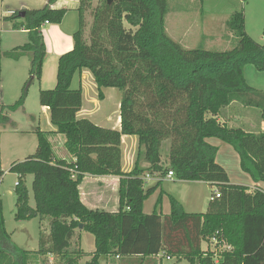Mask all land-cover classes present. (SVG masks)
Masks as SVG:
<instances>
[{
  "label": "trees",
  "instance_id": "trees-1",
  "mask_svg": "<svg viewBox=\"0 0 264 264\" xmlns=\"http://www.w3.org/2000/svg\"><path fill=\"white\" fill-rule=\"evenodd\" d=\"M55 1L24 9L23 17L18 16L19 10L4 17L22 18L12 27H23L27 42L4 54L17 60L30 52L31 81L40 80L46 53L41 26L45 21L60 23L66 12L51 8ZM88 10L92 20L86 40ZM77 12L73 47L57 59L55 85L38 92V103L48 107L50 122L56 133L64 135L71 159L57 158L48 132L37 129L34 153L11 164L9 171L19 178L14 219L38 217L47 221L48 229L40 231L37 250L21 249L5 231L0 199V264H31L48 254L63 258L65 264H79L82 252L78 241L73 242L79 224L94 237L91 258L82 264H99L100 256L149 257L160 251L187 264H264V189L231 183L215 160L218 147L206 140L215 137L231 145L241 170L253 182L264 183V131L248 132L217 120L233 102L258 109L264 120V91L244 78L248 63L264 70V43L246 34L242 11L232 12L226 20L236 42L222 51L185 48L172 39L165 28L168 0H97L95 6L92 0H78ZM1 56L0 51V71ZM82 68L92 73L99 100L104 97L101 88L121 90L120 129L77 117ZM26 84L13 104L0 106V123L8 121L7 110L23 105ZM121 135L138 137L136 163L130 172L120 166ZM166 139L170 144L164 166L161 148ZM142 160L147 163L144 168L139 164ZM170 170L177 180L216 187L205 212H186L172 196L168 214L143 212L144 200L161 183L146 186L144 174L162 178ZM85 174L119 177L116 211L82 203L79 185ZM27 175H32L34 206L29 205ZM156 203L155 208L160 200ZM212 237L215 246L226 247L217 253L203 251L201 242Z\"/></svg>",
  "mask_w": 264,
  "mask_h": 264
},
{
  "label": "rangeland",
  "instance_id": "rangeland-1",
  "mask_svg": "<svg viewBox=\"0 0 264 264\" xmlns=\"http://www.w3.org/2000/svg\"><path fill=\"white\" fill-rule=\"evenodd\" d=\"M9 0H0V51L1 56V83H0V99L3 105L13 104L26 84V97L23 107H19L14 111H6L10 120L5 123H0V199L2 203L1 215L5 231L9 235L11 241L18 247L24 250H37L39 244V234L42 230L46 232L48 229L47 221H40L38 217L30 220H16L14 219V212L16 209V194L15 186L19 180L17 174L9 171L13 162L22 161L28 155L34 153L37 145V137L35 134L36 128L44 129L46 116L39 112L40 105L38 103V92L43 89H52L56 81V67L57 59L52 55L51 48H47L46 55L43 61V78L40 81L30 80V52L23 53L17 60L5 56V52L13 49L16 46L27 42L26 34L8 31L6 25L13 23L14 19H9V23H5L2 17L3 9L8 5ZM12 3H18L12 0ZM97 4V0H92V6ZM43 6V5H42ZM41 6V7H42ZM234 11H242L244 16V30L248 36L259 44L264 43V0H168V12L165 16V28L172 37L177 36L182 41L180 44L185 48L202 47L209 50H227L235 45V38L226 27V20ZM72 17L75 18L74 31L78 28V14L71 12L66 16L65 21L61 24L63 30H68L71 25ZM86 27L84 31V38L88 40L89 26L91 24V16L89 10L85 14ZM56 24V23H51ZM45 25L42 28L43 35L51 31L52 27ZM72 29V28H71ZM45 33V34H44ZM50 36L46 41L48 46H53L55 43ZM72 39V38H71ZM73 43V39L71 40ZM50 46V47H51ZM68 51V50H67ZM65 53V52H63ZM62 53V54H63ZM244 78L248 85L256 90L264 91V70H257L252 64L248 63L244 66ZM53 85V86H52ZM110 93H106L102 100L96 97L98 103H104L106 109L102 114L107 113L109 116L108 122H113L114 113L119 114V104L121 99V90L116 87H108ZM104 95V94H103ZM1 106V104H0ZM26 113H31L33 119ZM100 112V111H98ZM258 112V111H257ZM101 113V112H100ZM260 115V111H259ZM261 117V115H260ZM106 121V120H105ZM106 121V123H107ZM135 139L138 137L135 135ZM212 140H219L211 137ZM220 141V140H219ZM169 140H164L161 148V158L165 163V158L168 155ZM225 144V143H224ZM218 147L215 160L225 163V158L222 150ZM228 145L234 153L235 150ZM131 151L135 148V142L128 147ZM138 147L136 150L137 158ZM127 160V159H125ZM136 159L133 164L126 161L125 168L130 172L133 170ZM238 170L241 174L246 176L249 183L243 185H251L253 180L248 173L241 170L238 160ZM227 165V164H225ZM230 169V176L234 175L232 167ZM244 180H236V182ZM27 188L30 190L29 205L34 206V199L31 192L32 175H27L24 179ZM189 183H180L177 179L167 180L164 176L161 179L160 185L157 186L156 191L150 193L145 199L144 210L148 212L154 211V205L160 200V205H157V212H164V205H170V196L186 194L189 190L198 195L199 200L206 198L209 202L210 195L216 189L215 186L206 187H187ZM240 184V183H239ZM162 186V188L160 187ZM84 190V187H83ZM174 197V196H172ZM175 198V197H174ZM176 199V198H175ZM200 201H195L194 204L188 206L193 209H200ZM162 205V206H161ZM104 210L112 211L114 208L111 205L99 206ZM167 206V207H168ZM150 207V208H149ZM169 212V210H168ZM76 236L80 234L79 249L82 252L79 256V264L89 260L91 253L94 250V237L91 233L79 230L76 231ZM75 237L73 242H77ZM213 245V243L211 241ZM31 264H65L64 259L59 256L44 255L32 261ZM163 264H172L170 261H165Z\"/></svg>",
  "mask_w": 264,
  "mask_h": 264
},
{
  "label": "crops",
  "instance_id": "crops-1",
  "mask_svg": "<svg viewBox=\"0 0 264 264\" xmlns=\"http://www.w3.org/2000/svg\"><path fill=\"white\" fill-rule=\"evenodd\" d=\"M9 1L10 2L7 3L8 5L2 11V17H8L14 11L21 10V9L40 8L42 5H45L48 2V0H16L18 3H12L11 2L12 0H9ZM50 7L55 8V9H65L66 10L65 15L60 23H56L53 26V24L47 22V23H43V25L40 28V32L42 34V37H43V40L46 46V52H47V48L49 47L52 50V55L55 58H58L63 52H66L67 50H70L73 47L71 38L74 32L73 26L75 25V18L72 17V22H71V25H69L70 28L68 30H63L61 28V24L65 21L66 16L69 13L75 12L78 14L77 12L78 0H56L54 3L50 4ZM21 21H22V18H16L13 20V23L6 25L7 32L13 31L16 33H22V34L27 35V32L25 29H23V27H17V28L12 27L14 23L18 25ZM5 23H9V21L5 20ZM50 24L52 27V32L48 31L46 32V34L44 33L45 35H43L42 28L45 25H50ZM166 32L175 41L179 43L182 42L178 36L176 38L172 37L173 33L169 34L167 29H166ZM50 36H52L51 38L55 42L53 46L50 45L51 47L48 46L47 41H46ZM42 78H43V66H42V74H41L40 81L42 80ZM80 83H81V92H82V105H81L79 112L77 113V117L87 118L99 126L112 128L116 130L120 129L119 114L117 113L113 114L114 115V119H112L113 122L107 121L109 120V116L107 113L102 114L103 111L106 109V107H104L105 106L104 103H98V101L96 100L97 86L94 81L92 73L86 68L81 69ZM53 84L55 85V82ZM101 90L104 96L106 97H107L106 93H110V91H108V88L106 87L101 88ZM0 104L3 105L1 99H0ZM23 108L25 110V107ZM98 111H100L101 113ZM39 112L41 113V115L46 116V122H45L44 129H40L39 127V128H36V130L39 129L41 131L48 132L47 134L48 139L50 143L52 144L54 154L57 158H63L66 160H70L71 155L67 153L64 147L65 137L63 134L55 132L56 126L50 122V113H49L48 107L40 106ZM25 114H28V116L32 119L34 118L32 117L31 113L25 112ZM9 120H10V117L8 116V121ZM105 120L107 121V123ZM217 120L218 122L226 125L227 127L242 128L244 131H248V132L257 133L260 131L262 132L264 131V120L261 119L259 115V110L255 108L244 107L236 102H233L230 105L226 106L221 111V113L218 114ZM134 136L135 135H121L120 166H121L122 171H128V169L125 168V164L127 160L133 164L134 160L136 159V150L138 147V143H137V139H135ZM206 140L213 145L214 144L218 145L220 147V150H222L224 154V158H225V163L219 161L218 158L216 159V162L225 169L228 175L229 181L234 184L240 183L241 185L249 183L247 181L248 178L244 176L243 174H241L239 172L240 170H238L239 168H237L238 167L237 163L239 160L237 153H234L233 150L228 145H226V143L224 144V142L222 141L212 140L211 138H207ZM134 142H135V148L133 151H131L128 147L130 144ZM167 161H168L167 158H165V163L163 164L164 166L167 165ZM139 164L143 168L147 166V163H145L143 160L140 161ZM230 167H232V170H233L232 172H234V175L232 177L230 176V172H229ZM165 178L167 180L175 179L174 177L172 178L165 177ZM236 180H244L245 183H242V181L236 182ZM118 181H119V177L116 175L85 174L81 184L79 185L80 199L82 203L92 209L93 208L103 209L102 207H98L97 205L99 206L111 205V207L114 208L111 212L116 211L118 207ZM144 181L146 183V186L154 185L156 182L159 181L158 175L155 173L154 174L145 173ZM177 181H179L180 183H189L187 184L188 185L187 187L211 186L207 182H203V181H183V180H177ZM245 186H247L249 190H252L254 188L264 189L263 182H252L251 185H245ZM83 187H84V190H83ZM160 187L162 188V186ZM156 188L154 189L153 192L156 191ZM172 196H174L180 202L184 211L186 212H189V213L205 212V210L207 209L208 203H207L206 198H202L200 201L198 198V195L190 190L186 194H181L179 196L173 194ZM195 201H200V205H199L200 209H193V208L188 207L194 204ZM145 203L146 202L144 200L142 210L144 213L149 214L150 212L144 210ZM155 206L156 204L154 205V210L156 211ZM167 206L168 205H164V208H165L164 212L163 211L162 213L157 212V211L156 212L159 213L160 215L168 214L170 212V205L168 207ZM79 230H82V229H79ZM77 239H78V245H80V234L77 235ZM225 247L226 246L224 245L215 246L211 243V240L201 242V249L203 251L208 250V251L217 253L220 249L225 248ZM49 256H53V255L49 254ZM164 260L170 261L172 264H187V262L184 259H179L175 257H167L164 255L162 251L158 252L156 255L149 256V257L120 256V255H115V254L107 255V256H100L99 264H163Z\"/></svg>",
  "mask_w": 264,
  "mask_h": 264
},
{
  "label": "built area",
  "instance_id": "built-area-1",
  "mask_svg": "<svg viewBox=\"0 0 264 264\" xmlns=\"http://www.w3.org/2000/svg\"><path fill=\"white\" fill-rule=\"evenodd\" d=\"M45 23H47V21H45ZM146 176H147V175H146ZM165 177H167V178H172V177H173V172H172L171 170L168 171L167 174L165 175ZM163 178H164V177H162V178H159V177H158V180H161V179H163ZM215 196L218 197L219 194H218L217 192H215ZM210 240H211L213 243L216 242V241H215V238H213V237H212Z\"/></svg>",
  "mask_w": 264,
  "mask_h": 264
},
{
  "label": "water",
  "instance_id": "water-1",
  "mask_svg": "<svg viewBox=\"0 0 264 264\" xmlns=\"http://www.w3.org/2000/svg\"><path fill=\"white\" fill-rule=\"evenodd\" d=\"M18 16L19 17H23L24 16V9L19 10ZM79 229H82V224H79Z\"/></svg>",
  "mask_w": 264,
  "mask_h": 264
}]
</instances>
